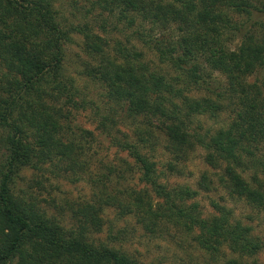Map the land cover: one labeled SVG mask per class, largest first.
I'll return each instance as SVG.
<instances>
[{"label": "trees", "instance_id": "obj_1", "mask_svg": "<svg viewBox=\"0 0 264 264\" xmlns=\"http://www.w3.org/2000/svg\"><path fill=\"white\" fill-rule=\"evenodd\" d=\"M55 3L0 0V264H144L115 244L117 236L94 239L109 207L119 219L134 216L150 233L183 231L212 264H259L264 242L252 227L214 199L213 211L204 215L195 197L198 189L220 190L264 211V0H95L86 14L99 21L101 36L87 21L64 28ZM114 15L117 21L107 31ZM155 29L172 33L158 39ZM71 32L82 36L89 58L83 72L102 83L119 107L111 115L99 113L98 126L127 152L132 162L122 160L124 170L138 172L145 187L111 193L105 173L96 180L89 175L96 190L71 207L69 227L31 193L19 195L14 187L25 169L46 168L56 176L87 172L83 147L64 135L68 112L62 106L93 104L76 99L79 92L67 75ZM236 37L240 42L232 48ZM137 42L156 54V65ZM200 116L214 123L194 125ZM127 119L132 135L119 134V122ZM156 136L162 137L169 172L180 173L171 160L190 159L200 147L212 174L201 175L198 189L169 185L152 152ZM226 254L236 256L217 263Z\"/></svg>", "mask_w": 264, "mask_h": 264}, {"label": "rangeland", "instance_id": "obj_2", "mask_svg": "<svg viewBox=\"0 0 264 264\" xmlns=\"http://www.w3.org/2000/svg\"><path fill=\"white\" fill-rule=\"evenodd\" d=\"M91 1L95 0H56L55 9L59 11L61 19H63V27L66 28L70 23L82 24L84 21H87L89 26L94 24V28L93 26L92 28L95 33H98L100 36L103 35L104 33L98 28L99 21L90 16L92 13L86 14V11L90 9ZM96 7L98 6L96 5ZM96 11H99V8L94 10L93 13ZM116 21V15L111 16L107 20V31L111 30V26ZM119 26H122V24ZM151 33L153 37L163 39L169 35L171 36L172 30L161 33L160 30L155 29ZM110 34L124 41V35L116 32ZM69 35L72 40L65 45L64 60L67 75L73 80L79 92L76 99L82 102V99L85 98L93 104H85L84 107L80 108H74L67 104L62 106L63 112H68V119L64 121V135L69 140H74L80 147H83L85 158L88 160L87 172L84 174L78 172V176L72 174L68 176H56L46 170V168L40 171L25 169L16 180L14 191L19 195L26 194L25 196L31 193L33 199H36L51 214L57 216L64 225L70 227L74 225L71 207H76L78 203L90 200L96 190V185L88 180L89 175L93 180H96L99 175L105 173L109 178L107 180L106 177L104 180L108 186V191L111 193H116L120 189L125 190L127 186L141 190L145 185L138 180V172L133 171L132 173H128L124 170L122 160L130 164L132 162L131 158L126 151L111 144L112 142H110L109 138L98 126L99 116L97 115L99 113L100 116L111 115L113 114L111 110L116 109L119 111V107L108 100L102 83L86 76L83 72L82 63L89 58L82 44V36L74 32H71ZM239 42L240 37H236L229 43L234 48ZM136 45L146 52V59L151 61L152 66L158 63L156 54L141 46L138 42ZM170 71L171 74L175 73L171 69ZM253 76L249 79H253ZM192 94L195 95L196 93ZM95 106L99 107L98 110L95 109ZM96 111H98V114L95 113ZM114 116L116 117L117 114ZM223 118L224 116H220L218 120ZM130 122L131 120L129 119L126 120V123L123 121L119 122V134H123L122 132L130 134L133 127L132 125H127ZM198 123H202L204 127H209L214 121L200 116L195 119L194 125ZM83 129L88 130L90 134L83 135ZM156 137L157 142H159L156 146L157 151H151L156 152L155 159L158 160L157 168L166 172L164 181L169 185L188 184L192 188L198 189L197 182L201 175L204 172H208L209 175L212 174L213 170L211 166L204 159L205 151L200 147H197L192 152L190 159L178 162L171 160V162L179 166L180 173L169 172L167 167L169 158L161 147L162 137ZM121 171L123 172L122 174ZM146 188L148 189V195L153 196L150 187L147 185ZM198 190L199 195L195 197V200L198 202L200 210L204 215L213 211L210 199L226 203L227 206L232 208L234 218L242 221L243 224L251 226L252 233L264 242V211L251 208L243 200H233L220 190L210 192ZM52 197L56 206L53 205V201L52 204H49ZM43 199L48 201L45 202ZM103 215L105 218L104 227L100 233L94 236V239L108 241L107 237H109V234H113L117 236L115 244L118 247H122L144 264H212L196 248L191 236L183 231L169 228L162 235L150 233L132 215L119 219L113 207L106 208ZM226 256L217 263H221L228 257L236 255L226 254ZM256 259L259 264H264V248L256 255Z\"/></svg>", "mask_w": 264, "mask_h": 264}]
</instances>
